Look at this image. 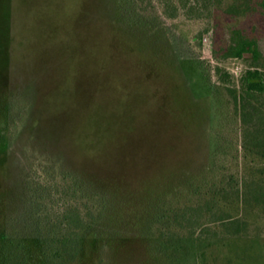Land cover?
<instances>
[{
  "label": "rangeland",
  "instance_id": "obj_1",
  "mask_svg": "<svg viewBox=\"0 0 264 264\" xmlns=\"http://www.w3.org/2000/svg\"><path fill=\"white\" fill-rule=\"evenodd\" d=\"M243 4L0 0V251L21 240L42 264L36 240L70 212L69 264H264L240 106L264 8ZM231 28L262 55L215 56Z\"/></svg>",
  "mask_w": 264,
  "mask_h": 264
},
{
  "label": "trees",
  "instance_id": "obj_2",
  "mask_svg": "<svg viewBox=\"0 0 264 264\" xmlns=\"http://www.w3.org/2000/svg\"><path fill=\"white\" fill-rule=\"evenodd\" d=\"M258 4L259 6H254L251 0H244L242 12L256 10L261 6L264 8V0ZM235 12L241 11L235 10ZM227 31L229 40L223 36L219 40L222 53L218 52V42L215 41V56L242 58L244 54L251 53L254 58H259L262 55L260 43L255 36H250L240 28H231ZM241 87L240 106L244 147L248 153L253 152L264 157V118L259 114L260 106L257 104L261 98H264V71L260 69L246 71L241 77ZM259 185L251 186L249 193L256 202L264 203V186ZM259 194H261L260 199ZM72 216L70 212L61 214V219L52 223L51 227L45 229L36 240L42 264H69L78 257L81 243L75 248L71 247V242L79 239L71 231ZM195 223H198V218L195 219ZM23 243L21 240L4 238L0 251V264H28L29 256Z\"/></svg>",
  "mask_w": 264,
  "mask_h": 264
}]
</instances>
